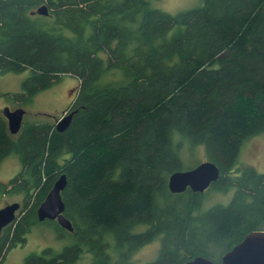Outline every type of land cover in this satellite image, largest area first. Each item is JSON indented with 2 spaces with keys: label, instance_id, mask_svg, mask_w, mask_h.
Returning <instances> with one entry per match:
<instances>
[{
  "label": "trees",
  "instance_id": "obj_1",
  "mask_svg": "<svg viewBox=\"0 0 264 264\" xmlns=\"http://www.w3.org/2000/svg\"><path fill=\"white\" fill-rule=\"evenodd\" d=\"M43 3L47 14L33 12ZM174 25L181 29L167 35ZM25 68L21 90L7 94L20 103L65 73L78 85L62 131L54 120L24 118L11 133L0 110V160L16 153L21 163L0 180V202L20 195L0 233V263L43 222L69 242L23 264H73L84 250L90 264H181L195 255L220 263L264 228V171L239 159L242 142L264 133V0H200L176 14L149 0H0V72ZM200 145L217 179L202 191H171L168 176ZM61 173L72 230L37 216ZM231 188L227 202L203 207L208 191ZM157 234L156 257L132 259Z\"/></svg>",
  "mask_w": 264,
  "mask_h": 264
},
{
  "label": "rangeland",
  "instance_id": "obj_2",
  "mask_svg": "<svg viewBox=\"0 0 264 264\" xmlns=\"http://www.w3.org/2000/svg\"><path fill=\"white\" fill-rule=\"evenodd\" d=\"M200 0H149V6L156 7L176 14L185 9L197 5ZM181 29V25L171 27L167 35L176 33ZM30 73L28 68L21 71H3L0 72V110L5 105L11 109L21 106L24 108L23 119L26 120H54L67 112L66 108L71 103L75 94L78 79L76 76L65 73L59 80L50 86L36 91L28 100L20 103L8 97L11 92L21 90V82L25 76ZM203 145L196 149V152H187L183 155L185 168L192 167L198 162L206 160ZM239 159L244 163L253 165L258 171H264V133H257L246 138L240 147ZM21 163L16 153H10L0 160V180L6 181L19 171ZM233 189L225 192L210 190L207 192V198L203 202V207H207L214 202H227L232 196ZM11 201H20V195H6L1 199L0 207ZM18 210V209H17ZM16 210V211H17ZM69 242L68 238H62L50 222H43L34 225L26 233V239L23 243L11 246L5 253L0 264H23L26 255L31 252H41L49 247L52 252H58ZM160 247V234L154 236L148 242L138 246L132 259L137 261H149L156 257ZM111 254L113 249L108 250ZM92 252L84 250L79 258L73 264H90L92 261Z\"/></svg>",
  "mask_w": 264,
  "mask_h": 264
},
{
  "label": "water",
  "instance_id": "obj_3",
  "mask_svg": "<svg viewBox=\"0 0 264 264\" xmlns=\"http://www.w3.org/2000/svg\"><path fill=\"white\" fill-rule=\"evenodd\" d=\"M33 12L47 14L46 4H41ZM24 108L21 106L10 108L5 105L2 108L3 115L7 119V126L11 133H16L23 122ZM72 112H66L55 122V128L62 131L70 122ZM219 167L217 164L206 159L196 165L178 169L168 176V187L173 192H179L186 187L195 191H202L211 182L217 179ZM66 184V175L61 173L52 183L44 199L37 207L39 220L55 219L61 226L72 230L70 220L63 214L64 201L61 190ZM19 201H11L0 207V233L2 228L11 222L19 208ZM181 264H264V228L252 229L247 232L241 240L235 243L230 249L222 253L220 263L204 255H195Z\"/></svg>",
  "mask_w": 264,
  "mask_h": 264
},
{
  "label": "flooded vegetation",
  "instance_id": "obj_4",
  "mask_svg": "<svg viewBox=\"0 0 264 264\" xmlns=\"http://www.w3.org/2000/svg\"><path fill=\"white\" fill-rule=\"evenodd\" d=\"M59 117H60V116H59ZM59 117H58V118H59Z\"/></svg>",
  "mask_w": 264,
  "mask_h": 264
}]
</instances>
